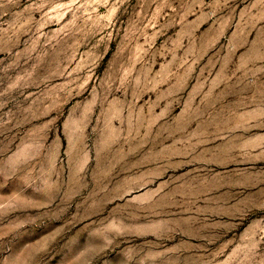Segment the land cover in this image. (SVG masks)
Wrapping results in <instances>:
<instances>
[{
    "label": "rangeland",
    "instance_id": "374dc122",
    "mask_svg": "<svg viewBox=\"0 0 264 264\" xmlns=\"http://www.w3.org/2000/svg\"><path fill=\"white\" fill-rule=\"evenodd\" d=\"M0 264H264V0H0Z\"/></svg>",
    "mask_w": 264,
    "mask_h": 264
}]
</instances>
